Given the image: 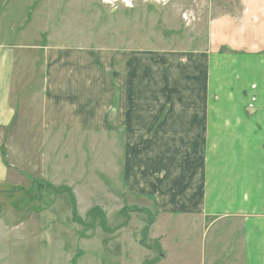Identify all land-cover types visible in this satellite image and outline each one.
Here are the masks:
<instances>
[{
  "label": "crops",
  "instance_id": "obj_1",
  "mask_svg": "<svg viewBox=\"0 0 264 264\" xmlns=\"http://www.w3.org/2000/svg\"><path fill=\"white\" fill-rule=\"evenodd\" d=\"M209 1L207 36L192 51L1 42L0 148L9 161L0 152V187L23 186L26 162L36 186L53 187L47 146L95 131L129 145L130 194L151 198L159 216L219 228L220 249L235 247L232 264H264V0ZM25 138L43 144L33 157L17 146Z\"/></svg>",
  "mask_w": 264,
  "mask_h": 264
},
{
  "label": "rangeland",
  "instance_id": "obj_2",
  "mask_svg": "<svg viewBox=\"0 0 264 264\" xmlns=\"http://www.w3.org/2000/svg\"><path fill=\"white\" fill-rule=\"evenodd\" d=\"M209 2L0 0V43L192 51L207 36ZM72 135L65 142L56 137L47 148H53L54 186L73 191L75 208L70 195L57 196L54 186H36L28 173L37 168L18 162L27 170L23 186L0 187V264H212L218 247V264H232L235 247L220 249L219 228L206 232L198 218L159 216L151 198L130 194L123 176L126 168L132 171V156L125 151L129 145L95 131ZM40 143L25 138L8 146L33 157L43 148ZM2 153L8 162L6 149ZM47 168L42 166L43 173ZM44 180L50 183V177ZM159 217L165 221L158 223ZM152 222L155 227L149 230Z\"/></svg>",
  "mask_w": 264,
  "mask_h": 264
},
{
  "label": "trees",
  "instance_id": "obj_3",
  "mask_svg": "<svg viewBox=\"0 0 264 264\" xmlns=\"http://www.w3.org/2000/svg\"><path fill=\"white\" fill-rule=\"evenodd\" d=\"M3 154V153H2ZM4 161L6 162V164L8 163L7 161H6V159L4 158ZM55 190V193H56V195H59V194H65V193H70V190L69 189H67V188H64V190H61V188H59V189H54ZM63 191V192H62ZM71 197H70V199H71V203H72V205H73V207L75 208V206H76V203H75V199H74V197L72 196V195H70ZM83 223V222H82Z\"/></svg>",
  "mask_w": 264,
  "mask_h": 264
}]
</instances>
